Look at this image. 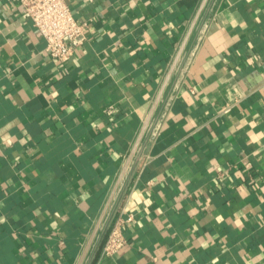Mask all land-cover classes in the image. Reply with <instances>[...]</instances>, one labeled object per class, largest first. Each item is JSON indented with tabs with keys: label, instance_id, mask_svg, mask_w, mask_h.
I'll return each mask as SVG.
<instances>
[{
	"label": "crops",
	"instance_id": "0c3cea01",
	"mask_svg": "<svg viewBox=\"0 0 264 264\" xmlns=\"http://www.w3.org/2000/svg\"><path fill=\"white\" fill-rule=\"evenodd\" d=\"M68 2L61 62L0 0V264H264V0Z\"/></svg>",
	"mask_w": 264,
	"mask_h": 264
},
{
	"label": "built area",
	"instance_id": "2783aa9c",
	"mask_svg": "<svg viewBox=\"0 0 264 264\" xmlns=\"http://www.w3.org/2000/svg\"><path fill=\"white\" fill-rule=\"evenodd\" d=\"M24 10L46 41L48 53L66 62L87 39L89 23L78 19L68 0H21ZM110 111H113L111 108ZM129 216L127 221H131ZM127 244L119 223L115 224L103 247V254L113 255Z\"/></svg>",
	"mask_w": 264,
	"mask_h": 264
},
{
	"label": "water",
	"instance_id": "95a60500",
	"mask_svg": "<svg viewBox=\"0 0 264 264\" xmlns=\"http://www.w3.org/2000/svg\"><path fill=\"white\" fill-rule=\"evenodd\" d=\"M182 51H183V48H181V50H180V52H179V56H178V58H180V55H181ZM177 60H178V59H177ZM175 66H176V63H175L174 66L172 67L171 72H170V74L168 75V77H167V79H166V81H165V83H164V86H163V88H162L160 94L158 95V97H157V99H156V101H155V103H154V106H153V108H152L150 114L148 115V117H147V119H146V122L144 123V126H143V128H142V131H141V134H140V136H139V138H138V141L136 142V145H135L134 150H135L136 147L138 146L139 140H140L141 136L144 134V131L146 130V128H147V126H148V124H149V122H150L151 116H152V114L154 113V110H155L157 104H158L159 101H160V98H161V96H162V94H163V91H164V89H165V87H166V85H167V83H168V81H169V79H170V77H171V74H172V72H173ZM121 178H122V177H120V179H121ZM119 183H120V180L118 181V183H117V185H116V187H115V190L113 191V194H114V192L116 191V189H117ZM113 194L110 196V198H109V200H108V202H107V204H106V206H105V208H104V210H103V212H102V215H101V217H100V220H99V223H98L97 228L99 227V225H100L102 219L104 218V215H105V213H106V210L108 209V206H109V204H110V202H111V200H112Z\"/></svg>",
	"mask_w": 264,
	"mask_h": 264
},
{
	"label": "trees",
	"instance_id": "16d2710c",
	"mask_svg": "<svg viewBox=\"0 0 264 264\" xmlns=\"http://www.w3.org/2000/svg\"><path fill=\"white\" fill-rule=\"evenodd\" d=\"M108 235H109V230H108V232H106V234L104 235L103 239L101 240V246H103L104 243L106 242ZM101 249H102V247H101Z\"/></svg>",
	"mask_w": 264,
	"mask_h": 264
}]
</instances>
